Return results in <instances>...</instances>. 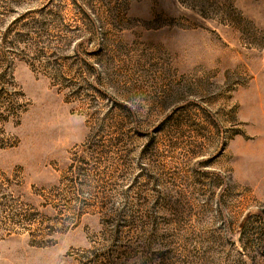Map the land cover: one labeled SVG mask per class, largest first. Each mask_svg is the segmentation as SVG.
Instances as JSON below:
<instances>
[{
  "label": "rangeland",
  "instance_id": "1",
  "mask_svg": "<svg viewBox=\"0 0 264 264\" xmlns=\"http://www.w3.org/2000/svg\"><path fill=\"white\" fill-rule=\"evenodd\" d=\"M10 95L0 264H264V0H0Z\"/></svg>",
  "mask_w": 264,
  "mask_h": 264
},
{
  "label": "trees",
  "instance_id": "2",
  "mask_svg": "<svg viewBox=\"0 0 264 264\" xmlns=\"http://www.w3.org/2000/svg\"><path fill=\"white\" fill-rule=\"evenodd\" d=\"M2 105V104H1ZM3 108V111H2ZM20 105L15 96L10 95L6 101V105L0 107V123L10 118H15L19 115ZM6 114V117H4Z\"/></svg>",
  "mask_w": 264,
  "mask_h": 264
}]
</instances>
